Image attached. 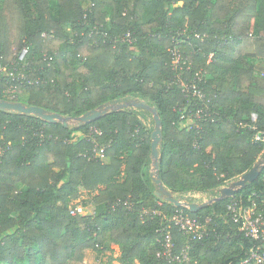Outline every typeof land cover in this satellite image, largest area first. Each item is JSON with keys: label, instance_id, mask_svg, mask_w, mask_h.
<instances>
[{"label": "trees", "instance_id": "1", "mask_svg": "<svg viewBox=\"0 0 264 264\" xmlns=\"http://www.w3.org/2000/svg\"><path fill=\"white\" fill-rule=\"evenodd\" d=\"M85 2L0 0V64L31 80L0 72V99L74 118L104 103L146 100L162 122L159 178L182 195L219 196L264 156V141L254 139L264 133V0ZM24 45L23 64L17 57ZM174 49L186 60L182 70L172 63ZM180 72L186 83L200 78L211 108L196 127L181 123V109L188 114L199 105L182 91ZM89 130L102 132L92 134L101 158L83 136ZM151 131L131 107L67 126L0 109V264H84L87 250L102 254L115 245L124 264L243 257L251 243L225 215L226 205L261 203L264 168L234 196L192 212L155 194ZM82 192L91 210L72 215ZM178 209L210 220L208 236L182 263L158 257L162 221L150 214ZM172 239L174 252L188 242L176 227Z\"/></svg>", "mask_w": 264, "mask_h": 264}, {"label": "built area", "instance_id": "2", "mask_svg": "<svg viewBox=\"0 0 264 264\" xmlns=\"http://www.w3.org/2000/svg\"><path fill=\"white\" fill-rule=\"evenodd\" d=\"M126 37H129V33H126ZM27 52L28 47L24 45L17 57L19 63L25 61V55ZM172 54L173 65L182 70V65L186 63V60L182 59V56L178 53L177 49H174ZM0 72H6L12 77L17 74L16 76L20 83H24L25 81L27 83L31 82V80L27 79L24 73L17 72V69L7 71L6 66L0 64ZM181 74L182 72L178 75V81L182 83V91L186 96L191 94V96L195 97L199 105L194 111L188 114H186L187 107L181 109V123L183 127L190 128L193 125L195 126L198 121L208 116L211 113V108L208 105L202 89L196 83V80H199L200 78L196 76V79L186 83L182 81ZM256 118L257 116L255 113L250 115V120L252 122H255ZM240 125L245 126V124ZM94 133L99 136L102 132L98 130H89L88 133H83V136H88V139L94 145L93 157L101 158L103 156V148L98 146L96 137L92 135ZM77 136H81V133H78ZM254 139L264 141V133H255ZM70 213L72 215L86 214L87 211L83 205L74 204L70 207ZM150 214L161 217L162 225L159 229L160 235L158 241H160L162 250L158 253V257L166 261L179 263L189 261L190 252L194 244L204 240L209 234V219L202 221L199 217L188 215L183 209L176 210L170 216L169 214L167 216L160 211H152ZM225 215L233 223L237 224L238 231L251 243V245L244 251L243 257L235 263L230 262L228 264H264V199L261 200V203H258L255 199H249L247 204L242 203L240 200H230L226 205ZM172 227H176L187 237L188 240V242L177 252L173 251L174 242L172 239Z\"/></svg>", "mask_w": 264, "mask_h": 264}, {"label": "water", "instance_id": "3", "mask_svg": "<svg viewBox=\"0 0 264 264\" xmlns=\"http://www.w3.org/2000/svg\"><path fill=\"white\" fill-rule=\"evenodd\" d=\"M133 107L136 109H141L144 111H148L151 114L154 127L151 131V151L150 157L152 159V166L150 170L151 177L153 178L154 184L156 186L155 194L158 197H163L164 200L173 204L174 206H183L189 209V211L196 212L199 209L205 207L208 204H211L217 200L232 197L235 195L236 191L240 188L245 187L247 183H252L255 181L261 173V170L264 168V156L258 158L256 162L252 165V167L246 171L243 175H241L238 179L231 181L228 185L222 186L218 189L219 196L213 197L207 201H203L201 203L197 202H188L185 199H178L175 197V193L170 189L166 188L162 181L159 178L158 174V160L160 158L159 152V144L162 139V122L160 120L159 114L156 108L150 105L146 100L132 98L126 103L114 106L108 105V103H104L98 106L95 109H91L79 117H68L63 116L58 113L50 112L42 107L26 105L19 101H10L6 99H0V109L15 111L17 113L22 114H31L34 115L46 122L50 123H61L64 126L69 125L71 120H75V124L77 122H89L95 120L107 113L110 109L115 108L117 110ZM73 124V125H75Z\"/></svg>", "mask_w": 264, "mask_h": 264}, {"label": "rangeland", "instance_id": "4", "mask_svg": "<svg viewBox=\"0 0 264 264\" xmlns=\"http://www.w3.org/2000/svg\"><path fill=\"white\" fill-rule=\"evenodd\" d=\"M84 5H87V2H85L84 0ZM26 63L25 61L23 62V64ZM5 73V72H3ZM133 108V107H131ZM135 110V112L138 115V118L141 120V122L146 126V127H154V123L152 120V117H150L149 115H145L142 114L141 111L139 109L133 108ZM75 124V120H71L69 122V125H73ZM149 170H152L151 167ZM89 194H86L85 192H82V195L77 199L72 201V204H83L86 211H90L91 207H89L88 205V201H89ZM175 197L178 199H185L188 202H197V203H201L203 201H207L211 198H213L214 196H210L208 193H203V192H193V193H186V195H182V194H178L175 193ZM163 198V197H162ZM159 204H161V202H159ZM121 254V250L119 249V247L117 245L113 246V248L110 251H107L105 253L102 254H98L95 253L92 250H87L85 253V257H84V264H124L123 262L120 261L119 256ZM129 264H140L138 260H133L132 262H130Z\"/></svg>", "mask_w": 264, "mask_h": 264}]
</instances>
